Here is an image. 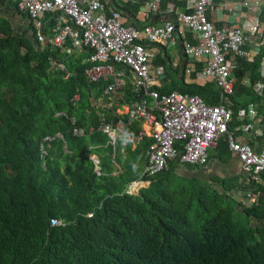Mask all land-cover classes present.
<instances>
[{"label":"trees","instance_id":"obj_1","mask_svg":"<svg viewBox=\"0 0 264 264\" xmlns=\"http://www.w3.org/2000/svg\"><path fill=\"white\" fill-rule=\"evenodd\" d=\"M9 6L23 24L29 21L19 3ZM260 18L264 23V6ZM28 30L32 35L16 33L0 13V264H264V196L258 204H238L230 188L247 190L238 177L222 193L172 178V170L143 177L149 138L126 156L121 148L114 155L98 130L75 136L73 118L85 129L118 121L115 108L98 105L110 82H87L88 50L81 61L63 60L67 72L52 70L60 54L39 43L33 26ZM263 58L264 47L252 62L240 60L235 73L257 71ZM258 80L252 75L251 85ZM127 98L135 102L138 95ZM58 132L67 148L57 138L42 159L41 141ZM139 132L137 125L128 129L131 136ZM176 146L183 149L182 142ZM91 155L100 160V176ZM142 181L150 185L129 192ZM257 185L255 192L264 194Z\"/></svg>","mask_w":264,"mask_h":264},{"label":"built area","instance_id":"obj_2","mask_svg":"<svg viewBox=\"0 0 264 264\" xmlns=\"http://www.w3.org/2000/svg\"><path fill=\"white\" fill-rule=\"evenodd\" d=\"M15 2L19 3L20 9L34 24L37 39L42 44L49 42L44 33V18L50 14L59 16L54 28L55 37L50 42L68 54L78 50H90L87 62L91 67L86 70V74L93 83L111 80L105 90L106 96L115 94L125 85V71L117 70L118 66H124L133 74L132 85L136 93L144 90L153 99L154 110L158 115L150 111L144 102L130 107V122L103 120L99 127V130L109 137V144L116 146L121 138H124L126 143H139L144 138L143 131L136 136L128 133L132 122H147L155 126L145 166L146 177L152 178L164 172L174 160L205 166L208 162V148L215 146L224 135H228L230 148L238 154L243 170L252 179L258 182L261 180L264 173V148L257 151L251 145L234 139L229 128L232 113L228 109L208 106L197 96L181 92L161 94L148 91L154 79L150 76L152 55L146 43L166 44L173 39L179 24L200 37L197 44L186 45L185 53L193 57H206V66L200 73L201 77L212 78L224 93H233L234 81L231 78L232 67L228 63V54L244 57L248 38L242 28L216 27L210 21L208 12L214 6V0H195L192 8L177 14L176 22L167 21L160 26L148 25L143 30L126 26L119 11L107 14L108 5L103 0ZM151 8L156 11L157 5L153 3ZM261 44L264 45V39ZM57 118L67 116L58 114ZM72 124L75 136L85 134V130L76 127L74 122ZM250 127L249 124L245 128ZM57 138L62 140L67 148L63 133L47 135L40 143L42 159L48 156L49 148ZM181 142L183 149L179 150L176 145ZM90 159L95 165V172L100 175L99 158L94 155L90 156ZM249 201L251 204L256 203L253 194H249ZM52 224L58 223L54 221Z\"/></svg>","mask_w":264,"mask_h":264},{"label":"crops","instance_id":"obj_3","mask_svg":"<svg viewBox=\"0 0 264 264\" xmlns=\"http://www.w3.org/2000/svg\"><path fill=\"white\" fill-rule=\"evenodd\" d=\"M8 1L11 3V0H0V13H2L1 8L6 7V13L4 15L13 20L16 33L18 32V27L22 25L26 26V28H23L21 32L18 33L32 35L31 30L30 32L28 30L30 26L34 28L32 21L29 20L23 24L17 11L9 6L10 4L7 3ZM103 1L108 5L106 10L107 14H111L113 11H119L123 16L124 24L126 26H133L138 30H143L148 25L160 26L164 25L167 21L176 22L177 14L192 8L195 3V0ZM153 3L157 5L156 11H153L151 8V4ZM263 6L264 0H214V6L208 12L210 21L216 27L229 26L231 29L237 27L242 28L248 38L244 47V57L233 53L228 54V63L232 67L231 78L234 81V90L232 94L224 93L216 80L201 77L200 73L204 66H206V57H193L185 53V48L188 43L195 45L200 42V37L197 34L177 24V30L171 41L166 44L146 43L147 49L152 55L150 61V76L154 79L148 88L149 92L157 91L161 94L181 92L191 95L183 90L187 85L195 86L197 90L193 96H197L204 104L208 106L224 107L230 112H234L235 115H232V122L229 125L230 132L234 136V139L237 142L251 145V147L257 151H261L264 148V58L260 69L256 71L253 68L252 73L251 71L243 70L239 71V74H242V76L237 75V73H235V67L237 68V65H240L238 62L242 59L252 62L261 48L264 47V45L261 44L264 39V23L260 20ZM58 17L59 16L55 14H50L44 18V33L49 42L41 44L45 46L49 44L57 54H60L62 61L59 59L52 61V70L67 72L64 61H70L71 59H78L81 61V56L85 54L83 53L85 50L73 51L68 54L66 51L53 46V43L50 41L55 37L54 28L57 25L56 20ZM88 52L91 54L90 50H88ZM88 57L83 59V63L87 62ZM242 67L246 66L244 65ZM120 69L124 70L126 74L125 85L110 96L105 95L106 87L104 90V100L98 102V105L108 110L115 108L118 116L117 122H130L128 115L130 107L132 108V106L144 102H146L150 111L158 115V112L154 110L153 99L144 90L142 91H144L145 94H141V92L136 93L132 85V80L134 78L130 69L124 66H118L117 70ZM84 75L90 85L96 84L88 79L86 70ZM252 75L253 77L259 78L258 82L253 86L251 85ZM108 82L111 83V80ZM128 92L137 94V101L129 102L127 98ZM255 94H257L259 99L253 102ZM117 95H119V97L115 98ZM79 101V96L74 97L72 100L74 103H78ZM71 122H74L76 127L85 130V134L78 137H83L87 133L92 134L96 130L100 131V125L97 128L90 126L87 128V132V129L77 126V120L75 118H73ZM110 122H115V119H112ZM249 124L251 125L250 129H246L245 127ZM133 125H137L140 128V132H145L144 138L152 140L151 135L154 132L155 126L147 122H132L130 127ZM144 138L139 143L132 141L126 143V140L121 138L118 140L116 146L110 145L113 147L114 155L118 148H121L123 154L129 156L130 154L127 152V149L132 148L133 151L138 146L142 145ZM149 149L150 147L146 151L145 165L143 164V177H146L145 166L148 161ZM207 152L208 162L205 166L184 164L179 160H174L172 161L173 164H171V162L165 171L172 170V178L174 176L176 178L177 176L178 179H183L185 182L196 181L201 184H209L212 189L219 191V193H222L223 185L230 184L233 178L238 177L241 185L244 184L247 190L234 192V189L230 188V193L234 197V200L240 205H246L245 202L249 201V194H253L256 203L258 204V200L260 203L264 194L261 193L258 195L257 192H255L254 184L264 187V173L261 180L258 182L252 179L243 170L242 162L238 154L230 148L228 135L221 137L215 146L208 148ZM145 184L147 185L145 186ZM140 185H144L142 188H147L150 182L142 181L131 185V193L138 194L142 189L138 188ZM250 204L249 201L248 205ZM236 207L239 208L238 205Z\"/></svg>","mask_w":264,"mask_h":264},{"label":"rangeland","instance_id":"obj_4","mask_svg":"<svg viewBox=\"0 0 264 264\" xmlns=\"http://www.w3.org/2000/svg\"><path fill=\"white\" fill-rule=\"evenodd\" d=\"M1 9H2L1 12H2L3 14H5V13H6V7H2ZM7 13H8V12H7ZM23 28L25 29L26 26H22V25H20V26L18 27V32H21V30H22ZM28 35H29V34H28ZM118 97H119V95H117L115 98H118ZM91 156H94V155H91ZM146 185H147V184H145V186H146ZM142 187H144V185H140L138 188H142ZM245 204L248 205V204H249V201L245 202ZM53 225H55V224H53Z\"/></svg>","mask_w":264,"mask_h":264},{"label":"water","instance_id":"obj_5","mask_svg":"<svg viewBox=\"0 0 264 264\" xmlns=\"http://www.w3.org/2000/svg\"><path fill=\"white\" fill-rule=\"evenodd\" d=\"M8 4H10V1L7 2ZM141 94H145L144 91H141ZM131 193V192H130ZM133 194V193H132Z\"/></svg>","mask_w":264,"mask_h":264}]
</instances>
